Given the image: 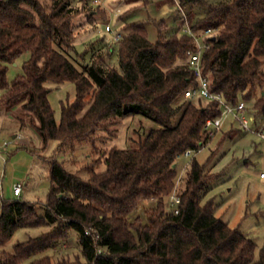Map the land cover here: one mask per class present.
Returning <instances> with one entry per match:
<instances>
[{"label":"trees","instance_id":"16d2710c","mask_svg":"<svg viewBox=\"0 0 264 264\" xmlns=\"http://www.w3.org/2000/svg\"><path fill=\"white\" fill-rule=\"evenodd\" d=\"M178 1L195 32L213 31L202 57L211 92L233 106L244 102L259 128L264 122V0ZM197 2L204 15L191 19ZM79 13L71 0H0V109L20 107V129L34 128L42 150L56 141V154L74 156L76 146L85 145L98 154L79 167L69 162L75 169L49 158L45 203L2 202L0 263L264 264V245L256 259V243L217 217V204L206 199L223 177L211 171L213 155L205 164L194 158L182 178L179 174L184 153H198L209 144L206 122L222 112L216 101L184 98L199 83L187 64V53L197 48L194 39L181 25L164 32L161 21L152 42L143 25L126 22L118 42L98 40L75 55L79 34L72 20ZM114 52L118 67L111 62ZM25 54L23 75L8 82L9 66ZM66 82L75 85V99L61 103L58 121L47 85ZM134 116L157 127L139 138L137 148L98 150V133ZM246 134L232 127L225 137ZM100 164L106 168L96 172ZM175 188L177 213L171 204ZM143 202L152 205L146 224L132 218ZM41 227L48 231L17 243L12 253L5 251L18 230ZM71 243L78 248L74 255ZM50 251L54 256L46 255Z\"/></svg>","mask_w":264,"mask_h":264},{"label":"rangeland","instance_id":"374dc122","mask_svg":"<svg viewBox=\"0 0 264 264\" xmlns=\"http://www.w3.org/2000/svg\"><path fill=\"white\" fill-rule=\"evenodd\" d=\"M222 1L226 0H201V2L209 4ZM157 2L158 0H150L148 4L142 0H108L106 5L95 8L90 5L89 0H71L72 7L76 11L80 10V13L72 20L74 32L79 34L74 43V54L84 53L86 44L89 45L98 40H105L107 44L114 43L113 34L106 32L107 25L113 29V33H116L126 22L141 24L147 29L152 42L157 40V24L161 21L164 22L162 28L164 32H174L175 24L179 22L175 13H171L165 20L162 10L159 9L161 4ZM164 4L163 8H167V10H169V6L173 7L170 5V1L164 2ZM204 11V7L199 2L194 3L191 19L203 17ZM179 25H181L180 22ZM94 51H97L96 48ZM28 59L29 54L22 55L15 64L9 66L8 82L11 83L23 75V66ZM111 62L115 67H118L116 52L112 53ZM47 86L51 89L49 101L55 111L56 119L59 121L61 103L67 100L72 102L75 99V85L66 82L60 86L48 83ZM2 95L3 91L0 90V98ZM204 103L206 101H203ZM22 116L23 112L20 107L12 111L0 109V136L5 135V140L13 143L5 153L10 155L12 151H17V156L8 160L6 172L3 171V177L0 178V186L5 190L3 200L45 203L51 188L49 158L55 156L59 162H68L69 169H75L69 162H74L75 166L79 167L97 159L98 154L92 152V146L86 145L76 146L74 156L70 151L56 154L58 147L56 141H50L48 146L42 150V139L34 128L29 126L24 130L20 129L17 119ZM156 127L157 125L153 121L142 116L125 118L119 126L113 127L111 132L98 133L99 139L102 137V141L97 143L98 150L137 148L139 138H145ZM232 127L240 129L239 124L229 117L224 121L221 130L212 137L209 144L191 158L180 161L179 174L180 177L184 175L194 158L200 164H205L213 155L210 164L211 171L213 174H222L223 177L206 199H213L217 204V217L256 243L255 258L258 259L264 245V178L260 177L262 173L264 174V144L255 134H246L242 138H239V135L226 138L225 134H228ZM20 133L27 135L28 139L21 141L13 139V135ZM105 168L104 164H100L96 167V172H103ZM18 183L26 185L23 187L21 196L16 198L13 189ZM151 207L149 202L141 203L138 211L132 214V218L140 217L142 223L146 224L148 222L146 211ZM46 231L48 228L45 227L20 229L6 245L5 251L12 253L17 243L24 242L29 237L41 235ZM72 245L73 243H71L69 252L74 255L78 252V248L74 247L75 245L72 247ZM53 254L52 251L46 253L49 256H54ZM80 259L83 261L82 256ZM29 263L30 261H25L23 264Z\"/></svg>","mask_w":264,"mask_h":264},{"label":"built area","instance_id":"2783aa9c","mask_svg":"<svg viewBox=\"0 0 264 264\" xmlns=\"http://www.w3.org/2000/svg\"><path fill=\"white\" fill-rule=\"evenodd\" d=\"M108 0H89L90 5L95 8L102 7L107 3ZM170 1L173 8L177 10L178 17L181 23L182 32L191 36L196 43V50L189 51L187 53L188 59L187 64L193 69L196 78L198 79V86L195 88H189L184 95L185 99H192L195 97H201L208 101H216L219 103L222 108L221 116L216 119H208L206 122V129L209 131L210 138L214 137L216 132L222 128L224 121L229 117H234L236 121L239 123L240 127L250 134H255L264 144V122L261 124L259 128L253 127L255 122V118L246 113V105L244 102H240L238 105L233 106L228 104L221 96L216 95L211 92L209 88V82L207 78L203 74L202 69V57L204 52L209 49L210 44L208 39L212 37L213 31L211 29H207L204 31L195 32L193 30L192 23L190 21V17L188 12L186 11V7H184L178 0H167ZM106 32L113 34V41L118 42L122 38V34L119 32L113 33V29L107 25ZM27 135L25 134H17L13 139L23 140L26 139ZM12 142L5 140L0 143V163L6 161V149H8ZM196 153L192 150H188L184 153V158H191ZM261 178H264V174L260 175ZM24 185L18 183L14 186V195L19 197L23 191ZM176 189L171 195V204L177 213V206L180 203V198L177 195Z\"/></svg>","mask_w":264,"mask_h":264},{"label":"crops","instance_id":"0c3cea01","mask_svg":"<svg viewBox=\"0 0 264 264\" xmlns=\"http://www.w3.org/2000/svg\"><path fill=\"white\" fill-rule=\"evenodd\" d=\"M142 1H146V0H142ZM129 2V1H128ZM164 2H168L167 0H158V4H161L160 5V7H159V9L160 10H162V13H163V16L165 17V20H167V16H169V15H171V13H175V15H176V19H177V10L175 9V8H171L170 6L168 7V5H166L168 8H169V10H167V8H163L164 7ZM150 3V0H148V4ZM106 5V4H105ZM170 5H172L171 4V2H170ZM129 23V22H128ZM130 23H133V22H130ZM175 28H179L180 27V25H179V22H176V24H175ZM157 38H158V30H157ZM16 135H13V138L15 137ZM5 135H1L0 136V143L2 142V141H5ZM26 139H28V137L26 138ZM17 145V144H16ZM16 153H17V151L15 150V151H12V153L10 154V155H8V154H6V161L5 162H2V163H0V178L1 177H3V171L4 172H6V167H7V164H8V160H11V158H15L17 155H16ZM8 156V157H7ZM13 166H15V165H13ZM28 175V174H27ZM24 185H26V184H24ZM4 193H5V190H4V188H2L1 186H0V214H1V210H2V202H4V200H3V196H4ZM13 194H14V191H13ZM22 194V193H21ZM21 196V195H20ZM19 196V197H20ZM14 197H16V198H19V197H17V196H15L14 195Z\"/></svg>","mask_w":264,"mask_h":264}]
</instances>
